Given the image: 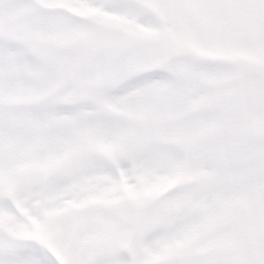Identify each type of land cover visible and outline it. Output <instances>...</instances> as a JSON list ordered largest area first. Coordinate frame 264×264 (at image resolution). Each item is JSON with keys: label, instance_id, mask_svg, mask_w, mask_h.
I'll return each instance as SVG.
<instances>
[{"label": "snow or ice", "instance_id": "snow-or-ice-1", "mask_svg": "<svg viewBox=\"0 0 264 264\" xmlns=\"http://www.w3.org/2000/svg\"><path fill=\"white\" fill-rule=\"evenodd\" d=\"M0 264H264V0H0Z\"/></svg>", "mask_w": 264, "mask_h": 264}]
</instances>
